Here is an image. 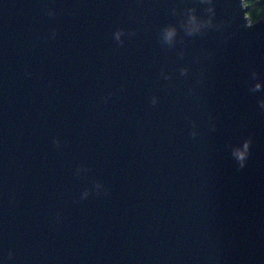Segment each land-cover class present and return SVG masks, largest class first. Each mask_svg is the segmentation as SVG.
Wrapping results in <instances>:
<instances>
[{"label": "water", "instance_id": "1", "mask_svg": "<svg viewBox=\"0 0 264 264\" xmlns=\"http://www.w3.org/2000/svg\"><path fill=\"white\" fill-rule=\"evenodd\" d=\"M247 11L0 0L3 264H264V18Z\"/></svg>", "mask_w": 264, "mask_h": 264}, {"label": "trees", "instance_id": "2", "mask_svg": "<svg viewBox=\"0 0 264 264\" xmlns=\"http://www.w3.org/2000/svg\"><path fill=\"white\" fill-rule=\"evenodd\" d=\"M248 7L247 16L253 21L264 18V0H244Z\"/></svg>", "mask_w": 264, "mask_h": 264}, {"label": "clouds", "instance_id": "3", "mask_svg": "<svg viewBox=\"0 0 264 264\" xmlns=\"http://www.w3.org/2000/svg\"><path fill=\"white\" fill-rule=\"evenodd\" d=\"M49 14H51V12ZM114 34H115L116 38L119 39L121 33L119 31H116ZM171 34H172V30H169L168 35L171 36ZM153 103H155L154 99H153ZM238 159H240V162L242 165L243 164V157L238 156ZM83 195L86 196L87 192L83 193ZM9 255H11V253H9ZM0 264H3V260H0Z\"/></svg>", "mask_w": 264, "mask_h": 264}]
</instances>
